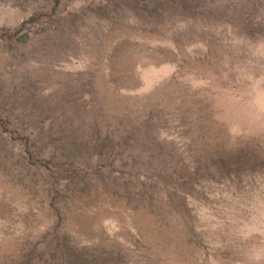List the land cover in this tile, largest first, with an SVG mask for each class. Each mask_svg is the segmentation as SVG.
<instances>
[{"label": "rangeland", "instance_id": "374dc122", "mask_svg": "<svg viewBox=\"0 0 264 264\" xmlns=\"http://www.w3.org/2000/svg\"><path fill=\"white\" fill-rule=\"evenodd\" d=\"M0 264H264V0H0Z\"/></svg>", "mask_w": 264, "mask_h": 264}]
</instances>
